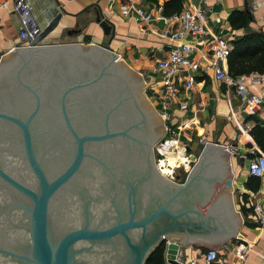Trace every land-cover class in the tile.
Wrapping results in <instances>:
<instances>
[{
  "label": "water",
  "instance_id": "obj_1",
  "mask_svg": "<svg viewBox=\"0 0 264 264\" xmlns=\"http://www.w3.org/2000/svg\"><path fill=\"white\" fill-rule=\"evenodd\" d=\"M63 16L49 8L38 33L0 61V264H147L165 240V263L184 264L186 248L237 238L244 223L227 147L207 142L183 182L163 175L154 147L172 124L147 99L145 79L108 47L44 43ZM42 132L68 150L54 173L35 148ZM10 158L37 188L7 171Z\"/></svg>",
  "mask_w": 264,
  "mask_h": 264
},
{
  "label": "crops",
  "instance_id": "obj_2",
  "mask_svg": "<svg viewBox=\"0 0 264 264\" xmlns=\"http://www.w3.org/2000/svg\"><path fill=\"white\" fill-rule=\"evenodd\" d=\"M5 1L7 6H3ZM25 1L31 8V16L36 26L40 25L49 8L54 6L56 10H64V16L59 26L46 38L44 43L80 42L99 44L110 48L119 55L126 65L143 76L145 93L159 114L163 91L160 88L159 77L154 73L153 68L157 65L158 60L168 56L171 49L169 36H162L165 30L163 21L145 22L135 13L124 15L121 12V6L129 3V0ZM185 1L195 6H202L206 10L209 28L215 35L227 38L231 43V50L234 48L235 40L246 33H250L245 32V27L235 28L231 25L230 17L233 11H248L251 20L248 18L247 25L252 28L251 32L264 34V0ZM14 2L15 0H0V51L4 55L19 43L20 16L13 12ZM163 2L164 0H160V4ZM139 4L144 9H151L154 14H157L158 10L161 9L152 7L144 0ZM98 12L115 26L114 35L106 36L100 25L96 23ZM74 30H80V32L76 34ZM195 57L199 58L196 54ZM243 76L246 77V83L251 92L263 94L262 86L250 83L249 77L252 75ZM183 103L186 104V109L181 108ZM240 108L241 100L234 93L231 79L217 82L212 73L198 74L193 89L186 92L182 89L179 103L171 111L169 121L172 128L175 129L180 143L179 146L176 145L173 148V152L182 148L181 145H190L192 148H196L200 146L201 139L206 143L210 141L232 147L235 150V154L231 156L234 184L237 185L238 181L243 178L248 188L244 191H252L254 189L249 186L248 182L253 177H249L247 172L249 158L252 155L248 154L246 150L253 146L252 143L256 144L250 133L257 125L258 118L243 114ZM247 126H250V131ZM256 146L260 149L257 144ZM258 181V189H264V178ZM252 186H254V182ZM235 194L237 195V201H235L234 196L235 206L240 208L238 205L239 194L238 192ZM245 224L239 235L250 243L252 251L244 264H264V225L257 226L247 223L253 226L247 227ZM233 243L237 246L235 239L225 244L234 246ZM222 248L218 250L221 258H225ZM206 250L207 248H186L181 258L188 262ZM234 258L233 252L227 254L225 262L229 263Z\"/></svg>",
  "mask_w": 264,
  "mask_h": 264
},
{
  "label": "built area",
  "instance_id": "obj_3",
  "mask_svg": "<svg viewBox=\"0 0 264 264\" xmlns=\"http://www.w3.org/2000/svg\"><path fill=\"white\" fill-rule=\"evenodd\" d=\"M142 1L129 0V3L121 6V12L124 15L135 13L145 22L161 20L165 23V30L162 36H169L171 49L168 56L158 60L157 65L153 68L154 73L159 77L160 88L163 91L159 112L163 120L166 122L171 119V111L179 103L182 89L184 92L191 91L196 84L198 74L212 73L217 82H223L226 79L232 80L234 93L241 100V112L247 116L257 117L258 121H256V124L264 129V73L249 77L252 85L262 86V95L250 91L245 76L231 77L229 75L228 56L231 51V43L227 38L219 37L211 31L208 26L206 10L202 6H195L183 0L184 7L180 13L165 17L161 9L158 10L157 14H154L151 9L147 10L141 7L139 2ZM201 1L204 2L205 0ZM3 6H7L6 1L3 3ZM13 12L20 16V24L18 27L19 43L17 44L19 46L27 39L33 38L38 33V29L31 16V8L25 0H15ZM195 54L199 58H196ZM3 56L4 53L0 51V61ZM181 108L186 109V104L183 103ZM247 129L250 131V126H247ZM167 132L168 134L170 133V136H164L163 140L155 146V153L158 156L156 158V165L163 175L172 180H177L179 176H174V170L177 168H174L170 174H164L160 168V162L165 157L162 152L163 148L165 146L173 148L174 145H180L175 129L168 128ZM205 144L206 142L201 139V148ZM252 144L253 146L246 150L248 154L252 155L249 158L247 172L249 177L263 179L264 152L257 148L255 143ZM187 146H182L188 159L187 166L182 165L180 167L186 171H190V167L194 164L191 161L193 150L187 152ZM227 149L231 156L235 154L234 148L227 146ZM199 154L194 155L198 157ZM235 192L239 194L238 205L240 208L236 207V209L240 212L243 223L263 226L264 189L239 191L237 185L234 184ZM235 240L237 246L235 243H233L234 246L231 244H225L223 246L222 250L225 258H221L218 249L209 248L188 262L181 258L182 252H180L179 260L183 261L184 264H244L247 256L252 251V246L240 235ZM169 242L171 241L165 240V244ZM232 252L235 258L231 259L229 263L225 262L227 254H231ZM164 264L166 263L164 262Z\"/></svg>",
  "mask_w": 264,
  "mask_h": 264
},
{
  "label": "trees",
  "instance_id": "obj_4",
  "mask_svg": "<svg viewBox=\"0 0 264 264\" xmlns=\"http://www.w3.org/2000/svg\"><path fill=\"white\" fill-rule=\"evenodd\" d=\"M152 7L162 9L165 17L178 14L183 9V0H164L160 4V0H144ZM248 11H233L230 17L231 25L235 28L248 27V18L251 16ZM234 48L228 56V72L231 77L242 75H259L264 73V34L262 32H250L241 36L234 41ZM251 136L256 144L264 151V129L258 124L251 130ZM258 178H251L249 186L257 190L259 186ZM254 182V186L252 183ZM247 227L252 225L245 224ZM164 244L159 246L149 257L147 264H164Z\"/></svg>",
  "mask_w": 264,
  "mask_h": 264
},
{
  "label": "flooded vegetation",
  "instance_id": "obj_5",
  "mask_svg": "<svg viewBox=\"0 0 264 264\" xmlns=\"http://www.w3.org/2000/svg\"><path fill=\"white\" fill-rule=\"evenodd\" d=\"M144 92H145V88H144ZM145 95L147 99L149 100L146 93ZM160 118L162 119L161 116ZM166 133H167V130H166ZM35 148H36L38 156L41 158L40 160H42L45 163L43 164L47 166L49 169H51L53 173H54L53 170L57 167H60V165L63 164V161L65 162L68 156V150L64 147L63 140H62V147H61L60 141L57 142V137H55L52 132H49L48 134H46L45 132H42L41 134L38 133ZM154 158L156 162L155 147H154ZM5 168L7 169V171H9L12 174V176L15 177V179L20 180L21 182L25 183L29 187L37 188V181H36L35 176L30 172L28 168L25 169L23 163L19 161L18 159L10 158L6 162ZM174 181L180 182L178 180H174Z\"/></svg>",
  "mask_w": 264,
  "mask_h": 264
},
{
  "label": "bare ground",
  "instance_id": "obj_6",
  "mask_svg": "<svg viewBox=\"0 0 264 264\" xmlns=\"http://www.w3.org/2000/svg\"><path fill=\"white\" fill-rule=\"evenodd\" d=\"M174 147H176V145H174ZM173 148H169V146H165L162 150L165 157L160 162V168L164 174L172 173L173 169L176 168L178 165H180L178 164L176 166L177 163H180L181 161H188L187 156L185 155L184 152V148H179L177 152L170 151Z\"/></svg>",
  "mask_w": 264,
  "mask_h": 264
},
{
  "label": "rangeland",
  "instance_id": "obj_7",
  "mask_svg": "<svg viewBox=\"0 0 264 264\" xmlns=\"http://www.w3.org/2000/svg\"><path fill=\"white\" fill-rule=\"evenodd\" d=\"M144 88H145V86H144ZM144 94H145V92H144ZM168 136H170V133L168 134V132L166 133V135H165V137H168ZM183 145H181V147H182ZM201 146H198V147H196V148H193V151H192V153L193 154H199L200 152H201ZM170 151H173V149L172 150H170ZM156 158H158V156H156ZM187 162L188 161H181L180 163H177L176 164V166L178 165V164H180V165H178L176 168L177 169H175L174 170V176H179L178 178H177V180L178 181H180V182H183L185 179H186V175H187V173H189V170L188 171H186L185 169H183L182 167H180V166H187ZM248 166V165H247ZM178 167H180V168H178ZM190 168H192V167H190ZM172 172V171H171ZM245 180L242 178L241 180H239L238 181V183H237V188L239 189V190H247L248 188H247V186H246V184H245ZM234 195V194H233ZM235 196V201H237V195L235 194L234 195ZM164 247H165V245H164Z\"/></svg>",
  "mask_w": 264,
  "mask_h": 264
}]
</instances>
